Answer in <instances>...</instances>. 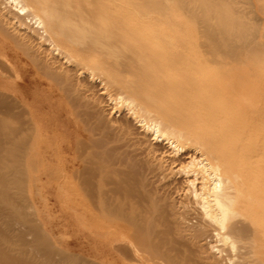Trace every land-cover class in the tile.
Returning a JSON list of instances; mask_svg holds the SVG:
<instances>
[{
	"label": "bare ground",
	"instance_id": "1",
	"mask_svg": "<svg viewBox=\"0 0 264 264\" xmlns=\"http://www.w3.org/2000/svg\"><path fill=\"white\" fill-rule=\"evenodd\" d=\"M258 2L0 0L3 31L74 66L42 65L69 99L56 148L48 122L0 96V264H248L237 235L257 246L264 228ZM40 188L46 200L60 190L78 248L48 231Z\"/></svg>",
	"mask_w": 264,
	"mask_h": 264
},
{
	"label": "rangeland",
	"instance_id": "2",
	"mask_svg": "<svg viewBox=\"0 0 264 264\" xmlns=\"http://www.w3.org/2000/svg\"><path fill=\"white\" fill-rule=\"evenodd\" d=\"M258 5L264 7V0H259ZM15 9L16 7L13 9V11H16ZM259 12L264 17V12H262L260 9ZM248 14L249 15L247 20L249 22H253L254 19L259 18V16L255 13ZM255 15H257L258 18ZM20 16L24 17V21L26 22V24H29L31 27L42 31L41 28L38 27V29L35 27L36 24L33 23L31 17H28L26 15ZM10 30L12 29H5L3 31L0 28V96L7 102H10L14 100V95H16V97L24 101L25 105L30 106L33 113L36 115V122L38 124H47L48 122L50 135L49 140L52 146L56 148V141L62 143L68 139V137H64L65 135L63 134H65L64 130L67 129V120L68 115L70 114L67 112L68 110H66V108H68L66 104H68L69 99L66 96L67 93H65V91L61 87L54 85L53 82H55V77L50 76V72L43 68L42 65H49L50 67H53V65L51 64L56 62L54 65L55 69L57 68L58 70L60 68H62V70L74 69V66H69L68 64L63 62L62 58H57V55L50 53L51 51L48 50V45L43 46L36 43L34 37L30 36L29 34L24 35L20 34V31L10 32ZM251 31L252 33H248V35L251 34L252 39V37H254L253 35H255L254 28L250 29V31L248 32ZM11 36L15 38L13 39V37ZM18 36L20 40H17ZM52 39L53 42L63 51L71 53L70 49L64 42H62L60 37L52 34ZM21 44H23L25 47H23ZM261 47L263 48V50L259 54H255L254 57L264 60V38ZM23 48L25 51L23 50ZM36 48H39V52ZM73 58L74 60H78V57L74 56ZM72 72H74V70H72ZM78 79L81 80L84 84L90 85L87 76L78 75ZM70 95L72 96V93H70ZM23 117L25 118V115ZM71 117L74 116L71 115ZM121 117L122 115L118 116V119ZM84 119L88 118L85 116ZM88 121L93 120L88 119ZM81 124L86 125L85 123ZM92 126L94 125L92 124ZM69 128L72 129V127ZM47 166L51 169L59 168V164L57 161H53ZM56 191L52 193L53 200H46V192L43 188H40L41 195L40 198H38L37 202L38 209L41 214L47 219V221H50V224L47 226L49 232L51 229H53L54 236L57 238L60 237L63 241L67 242L68 247L78 248L80 246V242L77 244L75 242H78L79 240L75 238L76 236L69 232V230H65L62 225L63 223L60 216L61 207L59 204L60 200H57L59 198L60 190ZM241 212H243V210H240V213ZM253 218L260 225L263 220L261 211L255 209V211L253 212ZM239 226L241 225L239 224ZM256 231L259 233V235H261L259 244L257 246L254 245L252 236L249 237L246 232L243 231L237 235V238L239 237L240 239V242H238V244L240 245V247L242 246L241 251L244 254L243 256H245V259L247 258L246 261L248 264L251 261H257V263L264 261V228L257 227ZM250 232L251 234H254V232ZM249 242L251 244L253 243L252 245L254 248L250 246L251 244ZM250 248H252L254 251Z\"/></svg>",
	"mask_w": 264,
	"mask_h": 264
}]
</instances>
